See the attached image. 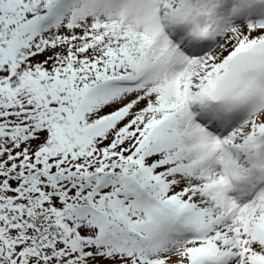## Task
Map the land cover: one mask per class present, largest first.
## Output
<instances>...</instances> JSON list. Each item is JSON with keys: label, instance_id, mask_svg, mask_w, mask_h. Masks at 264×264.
Segmentation results:
<instances>
[{"label": "snow or ice", "instance_id": "6c2138e0", "mask_svg": "<svg viewBox=\"0 0 264 264\" xmlns=\"http://www.w3.org/2000/svg\"><path fill=\"white\" fill-rule=\"evenodd\" d=\"M0 264H264V0H0Z\"/></svg>", "mask_w": 264, "mask_h": 264}]
</instances>
